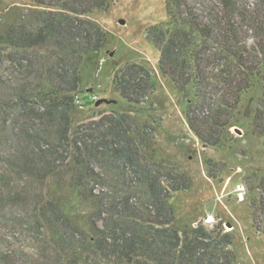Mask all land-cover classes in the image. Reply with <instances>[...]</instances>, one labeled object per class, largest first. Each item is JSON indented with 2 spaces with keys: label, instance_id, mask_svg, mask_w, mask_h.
Returning <instances> with one entry per match:
<instances>
[{
  "label": "rangeland",
  "instance_id": "obj_1",
  "mask_svg": "<svg viewBox=\"0 0 264 264\" xmlns=\"http://www.w3.org/2000/svg\"><path fill=\"white\" fill-rule=\"evenodd\" d=\"M215 1L206 0L214 7ZM165 2L109 0L106 10L83 16L84 24L75 20L68 33V42L52 37L46 44L26 49L0 44V104L11 106L7 107V123L0 111V151H6L11 146L18 147L19 138L13 129L16 126L13 122L24 121L16 98L22 87L27 91L26 97L48 85L78 95L82 104L76 102L77 107L72 112L70 136L83 143L87 138L83 132H89L92 144L100 145L103 150L109 147L107 140L114 139L106 132L105 125L87 126L86 131L84 128L75 134L80 123L99 111L129 114L134 121L129 124L128 136L116 141L118 147L132 144L138 153L137 165H132L115 152L109 158L94 157L93 163L103 178L94 183V193L105 191L107 201L124 203L128 200L134 205H152L151 183L141 175L143 169L160 182L162 195L168 197L169 204L174 207V226L183 229L186 225L197 226L202 221L212 228L222 220L224 231H231L235 236L236 264H264V234L254 227L251 207L252 200L257 203L259 199L258 181L264 175V135L253 132V117L250 116L262 90L255 88L243 95L234 111V88L231 85L225 88L220 71H216L204 90L192 91L187 97L178 94L174 84L162 77L157 66L158 49L147 39L150 26L166 20ZM258 2L240 0L245 16L234 15L239 31L234 36V60L222 53L213 59L219 70L227 67L234 77L241 63L239 47L246 45L250 53L256 50L255 38L260 35V30L250 14L258 10ZM216 9H219L218 3ZM40 10L41 7L33 5L30 0H1L0 33L20 17L28 26L34 27V16ZM120 19L126 22L121 23ZM95 25L106 34L104 46L100 52L83 56L79 49L89 42L85 31L94 32ZM213 52L217 49L213 48ZM20 56L28 59V64L19 71L13 70L12 62ZM243 56L249 58L246 53ZM254 57L257 55L254 54ZM130 62L145 63L155 81V90L140 104L129 102L114 88L115 71ZM60 67L66 69L65 74L52 75V71ZM93 95H97L98 99L92 100ZM101 98L109 102L97 105ZM220 103H224L223 109ZM188 107L200 111L208 109V114L222 109L219 112L224 114L221 123L227 118L234 121L236 114V125L229 133L223 126L216 128L215 137L220 139L223 136L222 142L216 146L205 145L189 128L184 114ZM24 115L27 119L28 114ZM44 139L45 144L53 142L51 138ZM19 171L15 162L8 164L0 157V177L11 181L12 188L0 194V201L10 207L9 212H0V250L9 253L6 258L2 257L6 262L13 260V255L22 256L26 261L36 253V239L42 234L35 226L18 230L12 219L20 215L25 218L36 215L37 203L43 205L49 191L63 201L68 214L79 220L82 226L90 215L94 214L93 220L98 215L65 182L50 185V181L38 180L28 185V179H24ZM209 172L217 178L210 177ZM184 183L188 185L186 188L182 186ZM238 183L246 185V193L235 190ZM152 209L156 211V208ZM258 216L261 219L259 211ZM98 223L102 224L101 221Z\"/></svg>",
  "mask_w": 264,
  "mask_h": 264
},
{
  "label": "trees",
  "instance_id": "obj_2",
  "mask_svg": "<svg viewBox=\"0 0 264 264\" xmlns=\"http://www.w3.org/2000/svg\"><path fill=\"white\" fill-rule=\"evenodd\" d=\"M30 1L41 7L34 16L35 26H28L22 17L18 18L0 33V44L26 49L46 44L52 37L68 42V33L75 20L82 25L85 23L81 19L83 16L109 6V0ZM259 2L258 10L250 14L260 30L255 38L256 50L250 53L246 45L239 47L241 63L236 77L227 67L219 70L213 59L222 53L234 60V36L238 31L234 15L245 16L240 0H216L215 7L206 0H166V20L150 26L147 39L158 49L157 66L162 77L174 84L178 94L187 97L192 91L204 90L211 76L220 71L222 85L234 88L235 111L243 95L260 88L262 95L250 116L253 117V132L264 135V0ZM85 32L89 42L79 49L83 56L100 52L105 32L96 25L94 32ZM213 48L217 52H213ZM244 53L249 58H245ZM27 64L28 59L20 56L13 60L12 68L19 71ZM65 70L62 67L54 69L52 75H64ZM74 80L76 83L77 77ZM113 83L115 90L134 104H140L155 90L154 77L145 63L130 62L118 68ZM26 92L22 87L16 97L20 116L24 118L21 123L13 122L19 138L18 147L0 151V157L5 163L15 162L22 177L28 179V185L38 180L50 181V185L65 182L98 215L95 220L92 219L94 214L90 215L82 226L68 214L63 201L49 191L44 204L37 203L36 215L12 219L18 230L35 226L42 234L36 239V253L26 261L21 255H13L15 258L6 262L2 257L6 258L9 253L1 249L0 264H232L233 259L236 264L235 236L231 231H224V222L220 220L212 228L202 221L197 226L177 228L173 225L174 207L169 204L168 197L162 195L160 182L143 169L141 175L151 183L152 205H134L128 200L124 203L107 201L105 191L94 193V183L103 179L93 163L94 157L109 158L115 152L137 165L138 153L132 144L118 147L116 141L128 136V127L134 118L125 113L99 111L80 123L75 134L84 128L86 131L87 126L105 125L106 132L114 139L107 140L109 147L103 150L100 145L92 144L89 132H83L87 137L83 143L71 138L72 112L77 107L75 94L49 85L27 94L28 97ZM7 107L11 106L0 104L5 123L9 120ZM223 107L224 103H220V108ZM220 111L208 114V109L200 111L188 107L184 110L189 128L205 145L216 146L222 142L223 136L215 137L216 128L223 126L229 133L236 125V114L234 121L227 118L221 123L224 114ZM24 114H28L27 119ZM45 137L53 142L45 144ZM209 176L217 178L211 172ZM10 182L0 177V194L12 190ZM258 186L259 199L257 203L254 199L251 202L252 217L256 230L264 234V175L259 178ZM5 210L10 211L9 204L0 201V212Z\"/></svg>",
  "mask_w": 264,
  "mask_h": 264
},
{
  "label": "built area",
  "instance_id": "obj_3",
  "mask_svg": "<svg viewBox=\"0 0 264 264\" xmlns=\"http://www.w3.org/2000/svg\"><path fill=\"white\" fill-rule=\"evenodd\" d=\"M91 99L92 100H96V99H98V96L97 95H93ZM75 100H76L77 103L82 104L81 103L82 101H81V99H80V97L78 95L75 96ZM235 190H237L239 192H244V193L247 192L246 185L244 183H238L236 185Z\"/></svg>",
  "mask_w": 264,
  "mask_h": 264
},
{
  "label": "water",
  "instance_id": "obj_4",
  "mask_svg": "<svg viewBox=\"0 0 264 264\" xmlns=\"http://www.w3.org/2000/svg\"><path fill=\"white\" fill-rule=\"evenodd\" d=\"M120 22L121 23H125V19H120ZM104 101H108V99H105V98H101L97 101V105H100L101 103H103ZM109 102V101H108Z\"/></svg>",
  "mask_w": 264,
  "mask_h": 264
}]
</instances>
